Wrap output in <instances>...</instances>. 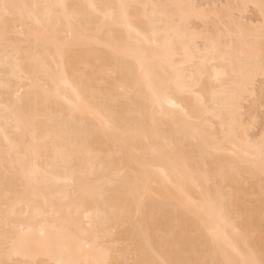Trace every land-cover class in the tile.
<instances>
[{"label":"bare ground","instance_id":"bare-ground-1","mask_svg":"<svg viewBox=\"0 0 264 264\" xmlns=\"http://www.w3.org/2000/svg\"><path fill=\"white\" fill-rule=\"evenodd\" d=\"M260 110L264 0H0V264H264Z\"/></svg>","mask_w":264,"mask_h":264},{"label":"rangeland","instance_id":"rangeland-1","mask_svg":"<svg viewBox=\"0 0 264 264\" xmlns=\"http://www.w3.org/2000/svg\"><path fill=\"white\" fill-rule=\"evenodd\" d=\"M259 109H260V108H258L256 111H258ZM257 115H258L261 119L264 117V116L262 117V115H263L262 110H260V113L257 112ZM259 117H258V118H259ZM260 118H259V120H261ZM263 120H264V119H263ZM262 124H264L263 121L259 123V125H262ZM256 130H257V129H256ZM256 130H255V131H256Z\"/></svg>","mask_w":264,"mask_h":264}]
</instances>
